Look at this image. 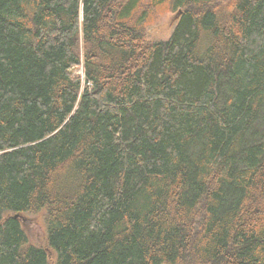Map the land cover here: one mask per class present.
I'll return each mask as SVG.
<instances>
[{
	"label": "trees",
	"instance_id": "trees-1",
	"mask_svg": "<svg viewBox=\"0 0 264 264\" xmlns=\"http://www.w3.org/2000/svg\"><path fill=\"white\" fill-rule=\"evenodd\" d=\"M0 264H264V0H0Z\"/></svg>",
	"mask_w": 264,
	"mask_h": 264
},
{
	"label": "rangeland",
	"instance_id": "rangeland-1",
	"mask_svg": "<svg viewBox=\"0 0 264 264\" xmlns=\"http://www.w3.org/2000/svg\"><path fill=\"white\" fill-rule=\"evenodd\" d=\"M180 17L178 12H166L149 26L151 40L164 41L172 35ZM74 76L80 77L83 84L86 82L84 68L81 65L71 70ZM45 210L23 213V227L28 234L31 244H42L46 234Z\"/></svg>",
	"mask_w": 264,
	"mask_h": 264
},
{
	"label": "water",
	"instance_id": "water-1",
	"mask_svg": "<svg viewBox=\"0 0 264 264\" xmlns=\"http://www.w3.org/2000/svg\"><path fill=\"white\" fill-rule=\"evenodd\" d=\"M18 215H16V217H17Z\"/></svg>",
	"mask_w": 264,
	"mask_h": 264
},
{
	"label": "bare ground",
	"instance_id": "bare-ground-1",
	"mask_svg": "<svg viewBox=\"0 0 264 264\" xmlns=\"http://www.w3.org/2000/svg\"><path fill=\"white\" fill-rule=\"evenodd\" d=\"M139 24V23H138ZM140 26V25H139Z\"/></svg>",
	"mask_w": 264,
	"mask_h": 264
}]
</instances>
